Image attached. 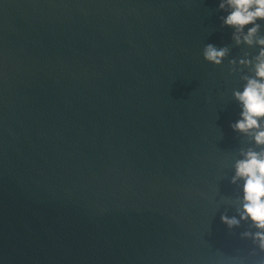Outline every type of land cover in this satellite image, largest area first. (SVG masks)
<instances>
[{"label":"water","instance_id":"obj_1","mask_svg":"<svg viewBox=\"0 0 264 264\" xmlns=\"http://www.w3.org/2000/svg\"><path fill=\"white\" fill-rule=\"evenodd\" d=\"M220 15L217 0H0V264L264 260L250 223L220 219L249 146L229 60L258 51ZM207 43L230 48L222 65Z\"/></svg>","mask_w":264,"mask_h":264},{"label":"clouds","instance_id":"obj_2","mask_svg":"<svg viewBox=\"0 0 264 264\" xmlns=\"http://www.w3.org/2000/svg\"><path fill=\"white\" fill-rule=\"evenodd\" d=\"M220 26L231 29V39L239 47L246 45L258 51L245 53L229 60L232 73H241L242 86L232 91L239 109L230 128L248 143L241 148L233 164L231 183L238 189L237 215L220 217L228 228L239 227L241 221L250 223L255 231H245L243 239H250L254 250L264 252V0H217ZM230 55L228 46L207 43L203 59L220 66ZM244 69H248L244 73ZM264 264V260L258 262Z\"/></svg>","mask_w":264,"mask_h":264}]
</instances>
